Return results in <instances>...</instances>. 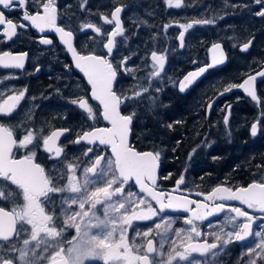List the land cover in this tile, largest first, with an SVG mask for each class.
<instances>
[{
	"label": "snow or ice",
	"instance_id": "6c2138e0",
	"mask_svg": "<svg viewBox=\"0 0 264 264\" xmlns=\"http://www.w3.org/2000/svg\"><path fill=\"white\" fill-rule=\"evenodd\" d=\"M162 2L166 9L180 10L192 6L185 0ZM111 3L110 12L93 13L88 7L89 0H77L76 6L86 17L80 20L74 12L68 11L72 5H65L61 10L57 0H0V38L4 41L11 42L29 29L40 34L58 35L59 42L71 54L74 67L83 73L90 86L83 90V94L80 91L74 93L76 98L70 99L69 103L82 110L85 120L92 122L87 128L81 126L75 132V139L67 141L75 145L84 142L89 146L83 152L86 163L81 167L80 163L69 161L65 150L67 144L59 143L71 129L58 128L45 133L44 127L32 123L31 109L19 114L28 88L13 90L11 86L0 87V205H8L0 206V264H87L88 261H103V264H201L200 259L192 258L193 253L201 257L211 253L214 260L231 241L243 242L248 237H258L259 240L246 247L237 264H264V215L255 216L227 203L238 201L247 209L264 214V179L253 181L246 187L218 185L206 196L197 192V196H205L206 200L213 202L214 206H209L183 195L165 193L157 182L171 178V174L164 177L158 174L161 153L139 151L129 144L139 109L154 112L160 106L157 94L163 91L165 82L178 86L179 91L184 92L209 69L223 65L227 60L221 43L215 42L208 50L209 63L174 81L165 72L167 50H156L161 34H166L167 29L176 24L182 29L178 40L179 47L183 48L185 34L190 29L196 25L217 24L230 14L224 11L226 9L240 8L264 19V0L236 4L222 0L223 14L218 12L208 18H192L184 23L170 21L163 24L159 32H152L155 24L133 12L129 17L131 22L149 30L143 52L140 45L135 50L129 46L133 36L139 35L138 32L130 33L122 19L121 14L129 6L120 0H111ZM13 12L20 13L18 20L11 18ZM154 14V11L146 13L148 17ZM93 15L99 16L102 23L92 21L90 17ZM74 32L89 37V41L81 45L83 51L78 50ZM227 39L237 41L239 38L233 35ZM253 40L254 37L240 42V50L248 52ZM149 41L153 45L151 49L147 48ZM89 42L92 45L90 49ZM39 43L54 45L53 39L47 35H41ZM231 46L236 48L237 43L233 42ZM27 59L28 52L0 51V68L23 70ZM191 62L198 64L195 59ZM64 67L71 70L67 64ZM261 67H264V62H261ZM39 70V67L35 68L36 72ZM141 72L144 74L138 75ZM245 75L247 78L241 84H228L220 94L238 87L253 102L264 104V98L258 95L256 88L257 77L264 80V70L255 75ZM16 78L6 74L0 77V85L6 79ZM128 78L133 83L122 88V81ZM56 91L59 93L60 90ZM8 92L11 94H6ZM90 101L98 102V105ZM211 107V104L207 105L209 110ZM230 114V110L226 111L225 125ZM97 120L107 121L110 126L97 127L94 124ZM172 126L167 125L169 128ZM258 132H264V111L250 126L252 137H256ZM99 146H109L110 157L106 158L102 150L96 155L94 149ZM41 152L51 162L48 167L39 161ZM89 153L93 156L89 157ZM73 160L78 158L73 157ZM130 182L138 186L142 195H137L131 187L125 194V186ZM181 185H185L183 175L175 181V189H180ZM153 202L158 207H154ZM98 205L102 208L98 209ZM166 210L190 213L184 217V223L190 228L172 231L171 217H162ZM220 213H225L222 223L230 226L231 230L225 232L221 227L210 234L214 237L213 242L205 239L193 243L194 237L202 235L197 222ZM159 217L162 220L158 221ZM147 221L155 222L144 230L135 229L130 241L129 230L133 223ZM72 229L75 234L69 238L67 232ZM154 232L159 237L158 242ZM137 238H140L139 243Z\"/></svg>",
	"mask_w": 264,
	"mask_h": 264
},
{
	"label": "flooded vegetation",
	"instance_id": "af4514ba",
	"mask_svg": "<svg viewBox=\"0 0 264 264\" xmlns=\"http://www.w3.org/2000/svg\"><path fill=\"white\" fill-rule=\"evenodd\" d=\"M144 1L151 4L154 3L155 14L151 19L152 23L155 24V28L151 29L152 32L161 31L162 25L170 21L184 23L192 18H208L218 12L223 14L221 12L222 0H185L186 3H191L192 6L180 10L166 9L162 0H120V3L129 6L121 16L130 33H139L141 31L140 27L133 24L129 17L132 15L133 9H137V5L145 3ZM57 2L61 10L64 9L65 5H72V8L68 10L69 12H74L80 20L86 18L85 14L81 13L76 6L77 0H57ZM247 2L249 0H230L231 4ZM112 6L111 0H89L88 4L93 13H108L111 11ZM224 11L230 14L226 15L223 20H219L217 24L196 25L190 29L185 34L183 48L179 47L178 40V33L182 29L178 28L176 24L168 28L166 34H161L156 44V50L158 52L167 50L165 72L174 81L183 79L184 75L198 66L209 63L210 54L208 50L215 42L221 43L227 55V60L223 65L209 69L195 84L184 92H180L178 86L165 82L163 91L157 94L159 95L160 106L154 112H147L144 108L139 109L138 119L134 121L130 136V146L134 149L139 151H159L161 153L159 176L164 177L171 174V178L159 179L157 183L160 189L174 196L183 195L189 199L199 200L209 206H214L213 202L206 200L205 196L218 185L231 186L233 188L237 186L246 187L253 181L264 179V167H257L258 165H264V156L263 158L260 157L259 160L254 159L251 155L253 147L258 150L255 157L264 154V132H258L256 137L250 135V126L260 117V112L264 111V104L258 105L256 102H253L242 89L237 87L217 98L210 110L207 108V105L211 104V101L219 93L223 92V89L228 84L239 85L247 78L245 73L253 75L258 71L264 70V67H261V62H264V19L254 17L248 11L240 8H229ZM136 14L146 15V13L140 12H136ZM6 15H8L7 12ZM19 17V12L11 14V18L14 20H18ZM90 19L98 24L102 23L99 16L93 15ZM58 23H62V21H58ZM229 25H232V27L230 28ZM73 27L75 28V24ZM41 35H47L53 39L54 45H41L39 43ZM74 35L76 36L75 42L78 50L83 51L84 49L81 48V45L88 42L89 37L75 32ZM233 35L239 39L237 41L227 39V37ZM139 36H133L129 46L135 50L136 46L140 45V51L143 52L145 50L143 45L147 40H140ZM252 37H254L252 47L248 52H242L239 47L240 42ZM233 42L237 43L236 48L231 46ZM91 46L89 42V49ZM152 47L153 45L149 41L147 48L151 49ZM5 50L12 51L13 53L28 52V59L23 70H5L0 68V77H4L6 74L18 77L16 79L4 80L3 85H0V87L11 86L13 90L24 87L28 88L25 100L21 102L19 114H22L25 109H31L32 123L37 127H44L45 133L58 128L71 129L72 131L66 133L59 143L61 145L67 144L65 150L69 161L78 162L83 167L84 163H86L83 152L89 146L84 142L80 145H75L68 144L67 141L75 139V132L81 126L87 128L89 123L92 122L85 120L82 110H79L76 105L70 104L69 100L76 98L74 93L80 91L83 94V90L90 86L87 85L83 74L74 67V60L71 54L59 42L57 34H40L34 29H29L24 35L14 38L11 42H6L3 38H0V51ZM97 51L101 50L97 49ZM194 59L198 61V64L194 65L191 62ZM136 62L139 63V61ZM65 64L71 66V70L66 69L64 67ZM36 67H39V72L35 71ZM143 74L141 72L138 75L142 76ZM216 77L220 78L218 80L220 85L213 86L212 80ZM132 83L131 78L125 79L122 81L121 87L126 88ZM77 85L80 86L79 89H77ZM209 86L210 90L207 92ZM256 88L258 95L264 98V80L258 79L256 81ZM57 89L60 90L59 93L56 91ZM6 94H11V92ZM31 97H35V99H31ZM199 98L204 99V101L198 107H195ZM208 98L209 101L207 102ZM90 103L98 105V102L95 101H90ZM167 110H171L172 112H167ZM228 110H230L231 114L228 117V124L225 125L224 118ZM15 118L13 117V119ZM177 121L180 123H176ZM94 124L97 127L110 126L107 121L103 120H97ZM168 124H172L173 126L169 128L167 127ZM208 124H218L220 127L227 126L230 130H237L241 126H245L246 138L238 136V140L235 143L234 140L232 141V148L221 152L222 155L215 161L216 167H211L217 173L215 176L209 173H197L193 171L175 172L170 163L173 162L174 156L177 153L176 144L178 142L182 143L184 138L182 140H169L166 139V135L160 136L159 132L204 130ZM49 125L51 126L50 128ZM147 133L152 134L149 136ZM240 145L244 148L241 153L239 150ZM101 150L106 158L110 157L111 148L109 146L95 148V154H101ZM17 155L19 156L20 154L18 153ZM88 156L92 157L93 153H89ZM73 157L78 158V160H73ZM39 161L46 167L51 163L43 152L39 153ZM77 175H80L79 171ZM181 175L185 178V185H181L180 189H175V181ZM129 187L137 192V195H142L138 192V186L132 185L131 182L129 186H125V194H127ZM197 192L204 193L205 196H197ZM227 203L241 207L255 216L264 215L255 210L247 209L246 205H242L238 201H229ZM0 206L8 207L7 204ZM99 206L101 205L97 207ZM153 206L158 207L154 202ZM190 215V213L183 211L177 213L165 212L162 214V217H171L172 231H175L179 228H184L185 230L190 228L189 225L184 223V217ZM224 215L225 213H220L208 217L202 222H197L202 235L194 237L193 243L203 242L205 239L209 243L213 242L214 237L210 234L219 231L221 227L224 228L225 232L231 230L230 226L222 223ZM162 217L157 218V220H162ZM154 222H134L133 228L129 230V240L131 241L135 229L144 230L152 226ZM164 226L162 223V227ZM253 228L256 230L255 225ZM205 233L208 235H205ZM74 234V229L68 230L67 237L71 238ZM169 235L171 236V233ZM153 236H155V232ZM172 238L175 239L174 236ZM155 239L157 242L159 241L158 236H155ZM258 240V237H248L243 242L233 240L225 247L224 252L214 260L211 259V253L205 254L203 257L198 253H193L192 258L200 259L201 264H237L238 258L246 247L258 242ZM139 242L140 238H137V243ZM244 259H247V257L245 256Z\"/></svg>",
	"mask_w": 264,
	"mask_h": 264
},
{
	"label": "rangeland",
	"instance_id": "374dc122",
	"mask_svg": "<svg viewBox=\"0 0 264 264\" xmlns=\"http://www.w3.org/2000/svg\"><path fill=\"white\" fill-rule=\"evenodd\" d=\"M140 3L137 5V9H133L132 12H140L147 13L150 11H155L154 3L146 2ZM141 19H148L150 23H152L151 17L147 15H137ZM141 31L139 32L140 40H148L149 30L140 27ZM127 54V53H126ZM220 78L216 77L212 80L213 86L220 85L218 80ZM210 90H207V92ZM204 99H200L196 102L195 107H198ZM209 98L207 99V102ZM194 107V106H193ZM167 112H172L171 110H167ZM246 127L241 126L240 129L230 130L229 127L224 126L220 127L218 124H208L206 129L204 130H188V131H168L166 133L159 132L160 136L166 135V139L169 140H180V138H184V141L178 142L176 144L177 153L173 162H171V167L176 169L177 171H193V172H203L209 173L211 175L217 174L215 169H211V167H216L215 161L222 155V151H227L232 148L234 143L238 140V136L241 138H246L245 135ZM230 133V134H229ZM152 133H147V135L151 136ZM185 135V137H183ZM245 135V136H244ZM182 136V137H181ZM193 137V138H192ZM240 153L243 152L244 148L240 145L239 147ZM236 152V151H234ZM258 150L255 147L251 149V155L254 159L263 158L264 154L259 155V157H255ZM231 155V153H230ZM253 160V159H252ZM260 160V159H259ZM170 164L167 163L168 166ZM102 208L101 206L98 209ZM98 214L102 216V213L98 211ZM88 264H103V261H91L87 262Z\"/></svg>",
	"mask_w": 264,
	"mask_h": 264
},
{
	"label": "water",
	"instance_id": "95a60500",
	"mask_svg": "<svg viewBox=\"0 0 264 264\" xmlns=\"http://www.w3.org/2000/svg\"><path fill=\"white\" fill-rule=\"evenodd\" d=\"M83 74V73H82ZM255 75V74H253ZM84 76V75H83ZM86 78V77H85ZM201 78V77H200ZM199 78V79H200ZM198 79V80H199ZM260 79V77H257V80ZM235 88H233L234 90ZM224 93H227V92H224ZM220 96H222L220 93L211 101V105L217 100V98H219ZM131 136V135H130ZM129 144H130V137H129ZM160 167H161V164H160ZM160 171V169H159ZM159 174V173H158ZM165 212H171V213H177V212H180V211H173V210H166Z\"/></svg>",
	"mask_w": 264,
	"mask_h": 264
},
{
	"label": "trees",
	"instance_id": "16d2710c",
	"mask_svg": "<svg viewBox=\"0 0 264 264\" xmlns=\"http://www.w3.org/2000/svg\"><path fill=\"white\" fill-rule=\"evenodd\" d=\"M181 140L183 139V138H180ZM173 169V168H172ZM175 172L177 171L176 169H173Z\"/></svg>",
	"mask_w": 264,
	"mask_h": 264
},
{
	"label": "bare ground",
	"instance_id": "6f19581e",
	"mask_svg": "<svg viewBox=\"0 0 264 264\" xmlns=\"http://www.w3.org/2000/svg\"><path fill=\"white\" fill-rule=\"evenodd\" d=\"M165 117V116H164ZM193 138V137H192ZM178 140V139H177Z\"/></svg>",
	"mask_w": 264,
	"mask_h": 264
}]
</instances>
